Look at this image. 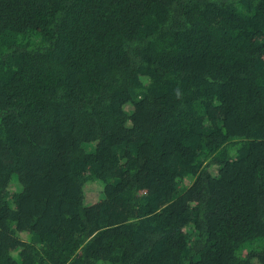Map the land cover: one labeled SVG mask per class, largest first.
<instances>
[{
    "label": "trees",
    "instance_id": "16d2710c",
    "mask_svg": "<svg viewBox=\"0 0 264 264\" xmlns=\"http://www.w3.org/2000/svg\"><path fill=\"white\" fill-rule=\"evenodd\" d=\"M0 264H264V0H0Z\"/></svg>",
    "mask_w": 264,
    "mask_h": 264
}]
</instances>
